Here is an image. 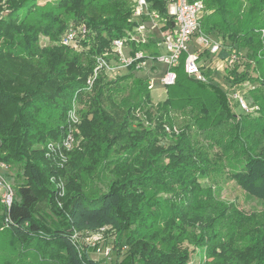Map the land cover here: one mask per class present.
I'll use <instances>...</instances> for the list:
<instances>
[{
  "label": "trees",
  "instance_id": "1",
  "mask_svg": "<svg viewBox=\"0 0 264 264\" xmlns=\"http://www.w3.org/2000/svg\"><path fill=\"white\" fill-rule=\"evenodd\" d=\"M145 1L160 19L159 31L172 33L171 0ZM199 1L211 10L201 19L206 35L216 34L235 50L259 46L255 37L263 26H249L254 6L245 15L244 24H236L228 21L229 0ZM255 1L239 0L234 14L238 16ZM9 2L11 15L0 18V57L20 62L29 80L28 90L17 96L8 93L0 77V162L22 165L27 177V182L17 184L16 196L1 221L13 239L40 254L43 264H109L104 256L92 259L91 252L97 247L92 250L81 238L102 228L115 233L108 243L116 255L122 247L128 248L122 261L126 264H191L194 247L203 250V264H264V226H253L238 237L235 232L221 233L204 212L209 205L204 201L210 198L200 181L206 176L209 159L190 138L191 125L201 131L234 120L233 142L241 149L240 156L228 162L229 178L245 195L264 204V145L258 151V142L248 141L249 134H244L251 131L264 136L260 96L264 72L251 82L257 86L248 90L251 113L244 115L232 113L226 93L216 83L194 80L183 72L181 64L173 69L176 78L172 86L165 87V100L156 104L150 99L146 79L132 81L131 93L122 97L127 90L124 83L133 76L136 63L128 75L110 80L99 75L82 113V152L73 153L68 160L69 171L77 180L68 182L59 197L58 188L48 181L54 172L33 145L63 136L65 116L75 96L84 95L93 59L111 53L113 40H123L131 51L141 52V61L158 55L157 42L131 35L139 22L132 19L131 8L122 0ZM140 21L146 22L147 17ZM68 23L84 27L77 46L87 54L90 65L82 76L67 78L65 65L75 63L78 55L64 47L38 50L36 42L39 35L57 39ZM263 62L264 53L257 64ZM237 66L225 69L227 83L233 89L245 82L251 85ZM205 75L209 78L211 71ZM178 103L197 107V116L176 135L171 132L170 112ZM136 111L144 114L147 124L136 119ZM165 123L171 128L167 127L169 138L162 128ZM83 161L89 163L86 170ZM89 179L96 182L83 185ZM42 198L54 219L52 224L36 210ZM131 226L133 232L125 236ZM159 232L164 234L157 244L149 243Z\"/></svg>",
  "mask_w": 264,
  "mask_h": 264
},
{
  "label": "rangeland",
  "instance_id": "2",
  "mask_svg": "<svg viewBox=\"0 0 264 264\" xmlns=\"http://www.w3.org/2000/svg\"><path fill=\"white\" fill-rule=\"evenodd\" d=\"M49 2L51 0H43V2ZM127 8H131L132 0H122ZM239 0H229V8L231 10L230 18H228L229 23L244 24L245 18L251 6L253 7L252 16L249 22V26L254 27L255 25L262 24V29L256 33V39L258 38L261 43L259 46L257 44L248 47H241L237 50L238 53V72H243L245 78L249 79L248 82L256 79L257 76L261 75L264 72V62L257 64V60L261 54L264 53V3L261 0H256L254 3L248 4L244 9H242L238 16L234 14ZM204 5V4H203ZM206 5V4H205ZM204 5L203 16L211 13L208 10V6ZM11 6L9 0L0 1V18H8L11 14ZM148 21V18H147ZM145 22L146 29L144 31L135 30L131 32L138 40H147V38H152L153 41H160L159 26L161 22L155 23V28L149 22ZM157 22V21H156ZM83 28H76L71 26V23H68L67 28L64 32L57 38L53 39L50 36L39 35L36 42V47L38 50H43L46 48H58L64 47L69 48L77 56L75 63H69L65 65L66 72L65 75L68 77H78L82 76L87 70L89 64V59L87 54L82 53L78 49L77 44L80 43L82 36L85 31ZM76 32L77 39L72 42L73 46H67L64 44V37L67 36L68 32ZM214 41L220 42L223 46L225 42L219 39L216 34L213 36L210 35ZM165 53V47L160 44L158 47V55ZM184 55L181 57V63L183 62ZM94 67L91 75L87 78L93 79L94 69L96 66L95 58ZM20 62H15L8 58L0 57V77L5 80V86L8 93L12 95L22 96L25 91L28 90V75L26 76V71L20 69ZM110 69L118 68V74L116 77L128 75L131 71L127 68H120V63L117 61L108 62ZM65 70V69H64ZM164 67L161 64L154 63L151 60L145 61V67L132 72V77L124 83L125 88L127 89L122 97H125L131 93L129 89L132 87V81L135 79H146L147 82H151L150 99L153 104L163 102L166 98L165 88L159 84V79L163 73ZM229 70V69H228ZM222 68L217 71L214 69L212 71L213 78L219 83V87L225 90L227 99L229 102V107L233 114L235 115H244V111L240 110L237 107L235 100L231 98L232 90H235L231 87L230 83L224 78V73L221 72ZM216 72V73H215ZM225 72V71H224ZM215 73V74H214ZM97 74V72H96ZM104 74L102 71L98 73L91 85V88L88 89L86 83V89L84 90V95L75 96L70 105V111L73 112V117L69 118V112L65 116L64 120V129L63 136L60 139H51L50 141H42L33 145L35 150L44 155L50 169L54 172L48 178L49 183L54 187L58 188V196L62 197L66 191V186L69 183H75L76 176L73 172L69 171L68 160H70L71 155L75 152H82L83 138L81 136L80 125L82 121V113L87 109L89 102L93 96V85L95 79ZM113 73L107 72L106 80L113 79ZM86 80V81H87ZM246 83V82H245ZM245 83L236 89L240 95L245 99L246 103L251 106L252 101L250 99V94L248 93L249 89L256 87L257 85H245ZM217 84V83H216ZM225 85V86H224ZM218 86V85H217ZM148 88V87H147ZM226 88V89H225ZM260 96H262V101L264 102V88L260 87ZM121 99V97L119 96ZM75 116V117H74ZM135 116L137 120H141L147 124V120L144 117V114L141 111H136ZM197 116V107L192 105L183 106L182 103H178L173 110L170 112V122L172 124V129L165 123L162 125L163 130L167 134V137H171V132H174L176 135L184 127V125L192 124L193 117ZM234 120L230 121L229 124H216L214 126L207 127L205 130H198L196 127L191 125L190 129L192 133L190 138L193 144L198 147L203 152L207 153V158L209 159L208 167L206 170V176L203 178L200 183L205 187L209 192L208 200L204 201L209 205L206 206L204 212L209 216L213 221V226L220 229L221 233H231L235 232L238 237H243L242 232H246L248 229L253 228V226H264V204L260 201H257L253 198L245 195L236 185L234 181L229 178L228 175V162L232 157L240 156L241 146L236 142H233L235 139L233 125ZM246 126V124H245ZM167 127L171 129L168 131ZM248 127V126H246ZM248 130V129H247ZM245 135L249 134L247 139L250 142H258L257 150L261 149V146L264 145V136L259 137L257 133L251 131H245ZM71 135L72 142L69 146L65 145V137ZM224 146V147H223ZM264 149V148H263ZM262 149V150H263ZM1 155V152H0ZM3 155V154H2ZM0 162V179L5 180L13 194V198L16 196V186L19 183L27 182V177L23 171L22 165H5L1 167ZM84 169L86 170L89 166L88 162H82ZM82 166V165H81ZM47 172V168L45 169ZM91 178L95 180V176L90 174ZM93 182L91 179L83 183V185H89ZM206 190V192H207ZM207 198V197H206ZM204 202L202 204H204ZM5 206L1 203L0 198V264H37L39 261L43 264L39 257L40 254L33 253V250H27L23 247L22 242H18L11 234L3 228V223L1 222L5 218ZM37 212L42 214V216L47 220L48 224H52L54 219L51 216L48 204L44 198L40 200L36 208ZM130 231L125 233V236L131 234L133 231V226L130 227ZM164 233L159 232L155 234V241L150 239L149 243L157 244L158 238L162 237ZM115 233L113 231L107 230L104 235L97 240L99 244L96 247L102 245L101 249L105 247L110 248V242L114 239ZM240 238H235V240ZM86 242H92L93 238L86 237ZM97 243V242H95ZM238 244L241 245L239 242ZM99 245V246H98ZM190 246V245H189ZM96 247H92L94 250ZM192 248V245L190 246ZM91 250V251H92ZM195 252L191 255V264H203L202 253L203 250L194 247ZM102 252V251H101ZM90 255L92 259L98 260L103 254L97 252H91ZM128 254V248L126 246L122 247L119 253L116 255L115 252L110 250L109 256L107 259L109 264H126L125 260L122 263L123 259H126ZM45 264V263H44Z\"/></svg>",
  "mask_w": 264,
  "mask_h": 264
},
{
  "label": "built area",
  "instance_id": "3",
  "mask_svg": "<svg viewBox=\"0 0 264 264\" xmlns=\"http://www.w3.org/2000/svg\"><path fill=\"white\" fill-rule=\"evenodd\" d=\"M132 19L138 20L139 25L137 30L144 31L146 29L145 22H141L140 18L147 17L149 23L155 28V23H159L160 19L156 13L149 11V6L145 0H132L131 5ZM204 13V5L199 0H171L168 5V14L171 16L174 23V30L170 34H160V41L157 42V47L162 44L165 47V53L157 55L154 59L148 58L154 63L163 65L164 70L159 79V84L162 87H169L174 84L176 75L173 71L174 68L180 64L183 72L193 78L194 80L207 83L211 80L213 83H219L210 75L206 77V71H214L216 67L212 66L211 60H218L220 62V68L223 73L225 69H232L238 65V53L237 50L227 45H222L218 41H214L212 37L206 35L201 29V19ZM157 21V22H156ZM83 31L85 29L83 28ZM76 37V32H68L67 36L64 37V44L67 46H73L72 42ZM144 41L143 39H141ZM111 53H106L103 56L95 58V69L93 79H88L86 85L88 89L91 88L92 82L95 76L101 71L107 75V72L118 74L119 70L110 69L108 62L117 61L120 63V68L129 69L130 66L136 63L135 70L138 71L145 67L144 55L141 52L131 51L129 46H126L123 40H113L111 43ZM184 55L183 62L181 63V57ZM217 68V71L219 70ZM97 72V74H96ZM113 78V79H114ZM225 86V85H224ZM148 89H151V82H148ZM226 89V88H225ZM224 92L225 90L222 89ZM231 98L236 101L237 107H239L245 113H251L250 106L246 103L245 99L240 95L236 89L232 90ZM69 118L73 117V112H69ZM75 117V116H74ZM72 142L71 135L65 137V145L69 146ZM1 167H5L1 164ZM0 198L1 203L5 206L6 210L11 206L13 201V194L9 184L0 179ZM109 230L108 228H102L98 232L84 234L81 238L86 245L96 247L100 238L104 233ZM93 238L92 242H86L85 238ZM97 242V243H95ZM99 246V245H98ZM102 245L97 247V252L102 253L104 257L109 256L110 248L105 247L101 249ZM102 251V252H101ZM108 260V259H107Z\"/></svg>",
  "mask_w": 264,
  "mask_h": 264
},
{
  "label": "crops",
  "instance_id": "4",
  "mask_svg": "<svg viewBox=\"0 0 264 264\" xmlns=\"http://www.w3.org/2000/svg\"><path fill=\"white\" fill-rule=\"evenodd\" d=\"M211 61H212V66H213V67L215 66L216 69H217V68H218V69L220 68V62H218V60H215V59H214V60H211ZM215 73H216V72H215ZM215 73H214V74H215Z\"/></svg>",
  "mask_w": 264,
  "mask_h": 264
}]
</instances>
